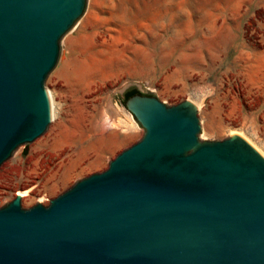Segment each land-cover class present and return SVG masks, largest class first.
Returning <instances> with one entry per match:
<instances>
[{
    "label": "water",
    "instance_id": "water-1",
    "mask_svg": "<svg viewBox=\"0 0 264 264\" xmlns=\"http://www.w3.org/2000/svg\"><path fill=\"white\" fill-rule=\"evenodd\" d=\"M86 0H0V164L51 121L44 81ZM144 130L107 168L28 209L0 208V264H264V156L204 141L197 108L134 95Z\"/></svg>",
    "mask_w": 264,
    "mask_h": 264
},
{
    "label": "rangeland",
    "instance_id": "rangeland-1",
    "mask_svg": "<svg viewBox=\"0 0 264 264\" xmlns=\"http://www.w3.org/2000/svg\"><path fill=\"white\" fill-rule=\"evenodd\" d=\"M130 87L191 101L200 140L237 134L264 156V0H86L44 81L50 123L0 164V208L47 205L139 141ZM119 116L133 139L112 135Z\"/></svg>",
    "mask_w": 264,
    "mask_h": 264
},
{
    "label": "crops",
    "instance_id": "crops-1",
    "mask_svg": "<svg viewBox=\"0 0 264 264\" xmlns=\"http://www.w3.org/2000/svg\"><path fill=\"white\" fill-rule=\"evenodd\" d=\"M117 124V126H113V136L118 139V140H122L123 139H133L136 136V128L134 127V125L132 123H130L128 121L127 118H125V116H119L118 118H116L115 121ZM131 133L132 135L129 137L127 136L128 133ZM129 135V134H128Z\"/></svg>",
    "mask_w": 264,
    "mask_h": 264
},
{
    "label": "trees",
    "instance_id": "trees-1",
    "mask_svg": "<svg viewBox=\"0 0 264 264\" xmlns=\"http://www.w3.org/2000/svg\"><path fill=\"white\" fill-rule=\"evenodd\" d=\"M134 95L153 96V94H151V93H141L135 87H130V88L126 89L123 92L122 96L120 97V100H119L120 104L123 105V107H124L125 101Z\"/></svg>",
    "mask_w": 264,
    "mask_h": 264
},
{
    "label": "bare ground",
    "instance_id": "bare-ground-1",
    "mask_svg": "<svg viewBox=\"0 0 264 264\" xmlns=\"http://www.w3.org/2000/svg\"><path fill=\"white\" fill-rule=\"evenodd\" d=\"M50 117H51V114H50ZM20 194H21L22 196H24L25 193H20ZM20 194H19V195H20ZM21 195H20V196H21Z\"/></svg>",
    "mask_w": 264,
    "mask_h": 264
}]
</instances>
